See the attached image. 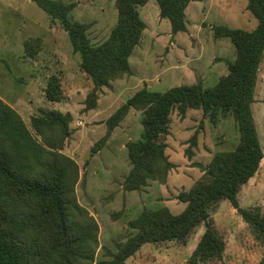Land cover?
<instances>
[{
    "label": "trees",
    "instance_id": "1",
    "mask_svg": "<svg viewBox=\"0 0 264 264\" xmlns=\"http://www.w3.org/2000/svg\"><path fill=\"white\" fill-rule=\"evenodd\" d=\"M32 1L60 22L74 52L80 54V68L93 83L85 110L95 109L102 88L132 74L130 58L147 28L140 9L149 0H114L117 23L101 44H93L88 26L73 18L75 3ZM155 1L160 17L170 21L173 35L187 32L190 0ZM247 9L258 22L254 29L223 24L211 28L215 39L228 38L236 49L235 60L228 62L227 75L216 84L205 87L198 82L163 92L144 87L107 120L108 131L92 148V155L106 146L131 110L143 112L141 139L127 144L131 170L123 188L129 192L139 191L151 181L167 184L174 169L166 152L174 112L185 118L190 110L202 111L213 123L232 115L239 131L238 145L217 152L204 168L203 178L177 196L186 204L184 211L173 214L167 207L143 210L128 223L135 234L116 243L115 252L106 249L111 258L108 261L96 262L100 227L77 199L80 167L63 152L73 117L58 110L40 109L29 129L0 98V264H129L128 260L144 245L186 242L202 223L205 231L187 264H227L223 262L226 243L211 218V209L223 200L230 202L264 246L263 212L242 207L239 199L242 187L257 174L264 159L252 111L264 59V0H248ZM25 47L27 55L34 58L42 42L31 38ZM44 93L50 103L63 100L58 75L48 79ZM191 143L197 145L196 135ZM259 264H264V257Z\"/></svg>",
    "mask_w": 264,
    "mask_h": 264
},
{
    "label": "rangeland",
    "instance_id": "2",
    "mask_svg": "<svg viewBox=\"0 0 264 264\" xmlns=\"http://www.w3.org/2000/svg\"><path fill=\"white\" fill-rule=\"evenodd\" d=\"M57 1L76 4L73 18L88 26L93 44L103 43L116 26L118 11L114 0ZM202 1L207 4L203 5L206 6L204 14L211 10L202 31H193L197 30L194 29L197 22L189 21L187 25L193 32L181 33L183 38L176 46L169 48L161 44L148 52L143 45L137 47L133 73L116 80L111 87L102 88L97 107L86 111L85 102L93 83L82 72L81 56L74 52L60 22L52 20L32 0H0V98L22 117L29 129L31 119L40 114V109L58 110L73 117L63 152L80 167L77 199L100 227L97 263L111 259L106 249L115 252L116 243L135 234L128 223L143 210L167 207L173 214L184 211L186 204L177 196L203 178L204 168L217 152L230 151L238 145L239 131L232 115L213 123L202 111L190 110L185 118L174 112L166 151L174 169L167 184L151 181L139 191H125L123 184L131 170L127 144L141 139L143 132V112L133 109L112 132L106 146L96 154L91 153L106 135L109 117L142 88L163 92L198 82L209 87L227 75L228 62L235 60V46L228 38L212 37L209 24L253 29L258 22L247 9L248 0ZM199 12L198 22H202L205 19L202 9ZM159 13L155 0H149L148 10L141 9V17L148 22L150 30H160L168 38L170 21L160 18ZM31 38L42 42L34 58L27 55L25 47ZM52 75H58L63 91V100L59 103H50L45 98L44 90ZM252 111L264 150V59ZM194 135L197 136L195 147L191 143ZM239 199L242 207L260 208L264 214V159L257 174L242 187ZM211 218L226 243L224 263H260L264 246L229 201L217 203L211 209ZM204 231L202 223L186 242L147 244L142 253L130 258L129 264H187Z\"/></svg>",
    "mask_w": 264,
    "mask_h": 264
},
{
    "label": "crops",
    "instance_id": "3",
    "mask_svg": "<svg viewBox=\"0 0 264 264\" xmlns=\"http://www.w3.org/2000/svg\"><path fill=\"white\" fill-rule=\"evenodd\" d=\"M208 2L210 3V0H208ZM196 3H199V5L198 6L197 5L194 6V4H196ZM205 4L203 3L202 0H190V3H189V5L187 7V10H186V16H187L188 23H189V21H192V23H196L197 22V25L194 26V29H197V30H193V31H199V30L202 31L203 30V23H205L206 19L210 15L211 10L208 12L207 15L204 14L206 6H203V5H205ZM148 7H149V2L147 3L146 6L142 7L141 9L148 10ZM141 9H140V13H141ZM200 9H202V14H203V16L205 18V19H202V22L201 21L198 22L199 20H201V14L199 12ZM159 17H160V13H159ZM146 24H147V28L144 31L143 38L141 40L140 45L138 46V47H141L143 45V47L145 48V52H148V50L153 48V46H158V45H161V44L166 45V46L169 45V48H172V47L176 46L178 44L179 40H181L183 38V36H181V33H179L177 35H173L171 30H170V32H167V34H168V38H167V37L164 36V32H161L160 30H150V25L148 24V22H146ZM213 25L214 24H209V30H210V32L212 34V37H213V33H212L211 28H212ZM187 27H188L187 32L192 33L193 31L191 30L190 25H187ZM247 30H251V29H247ZM218 40H220V39H218ZM135 50H134V52H135ZM133 54L134 55H132L131 58H130V65H131L132 73L134 71V69L132 68V65H133V59H134L135 53H133ZM192 84H194V83H192ZM183 85H191V84H183ZM146 245H144L141 248V250L136 253V255L142 253V251L145 250ZM152 245L154 246L156 244H152ZM128 261H129L128 263H130V259Z\"/></svg>",
    "mask_w": 264,
    "mask_h": 264
}]
</instances>
